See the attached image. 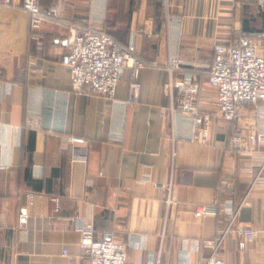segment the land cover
<instances>
[{"label": "crops", "instance_id": "crops-1", "mask_svg": "<svg viewBox=\"0 0 264 264\" xmlns=\"http://www.w3.org/2000/svg\"><path fill=\"white\" fill-rule=\"evenodd\" d=\"M57 1L40 0V7ZM59 1L72 23L93 22L100 12L91 0ZM1 2L0 264H87L74 217L91 218L97 239L123 242L133 264H146L150 254L159 264H180L182 250L189 264H201L208 255L201 241L213 239L227 221L198 209L226 199L238 205L245 197L238 222L255 229L256 238L239 252L236 235L228 233L219 256L227 264H264V195L247 194L262 145L251 156L232 152L228 138L236 123L217 116L207 144L178 140L175 94L165 90V65L174 56L197 72L200 99L209 104L215 92L206 74L214 48L241 33L263 32L260 0H106L104 30L144 64L138 105L121 106L129 95L128 66L112 100L73 96L64 129L52 132L48 122L64 118L53 93L69 87L62 62L67 29L44 24L45 44L37 51L27 14L15 8L21 0ZM240 123L253 125L255 118ZM67 135L89 140L85 163L72 161ZM27 194L40 197L29 203Z\"/></svg>", "mask_w": 264, "mask_h": 264}, {"label": "built area", "instance_id": "built-area-1", "mask_svg": "<svg viewBox=\"0 0 264 264\" xmlns=\"http://www.w3.org/2000/svg\"><path fill=\"white\" fill-rule=\"evenodd\" d=\"M91 1L92 7L100 12L96 20L84 24L66 20L62 16L59 0L47 10L40 7V0H21L15 6L28 16L29 38L37 51H41L45 44L42 33L44 24L67 29L62 62L69 68V87L62 94L53 93L64 106V118L57 122H48L46 129L49 132L64 129L73 96H102L112 100L128 66L131 68L129 95L121 102V106L126 110L138 105V74L144 64L132 58L130 50L104 30L105 13L102 5L106 0ZM260 5L264 9V0H260ZM171 20L179 22L180 18L172 16ZM128 58H132L131 65H128ZM165 69L169 75L165 90L169 96L174 97L175 94L176 99L171 115L172 129L177 134L175 138L182 142L205 145L209 141L213 117L235 122L228 138V146L232 152L251 156L254 147L262 145L260 152L256 154V161L251 164L257 167V171L250 179L247 194L257 190L264 195V30L257 34L241 33L231 42L215 46L214 60L208 66L206 74L208 83L215 92L210 105L200 99L201 84L197 72L187 69L174 56L169 58ZM174 74L180 76L176 78ZM250 116L255 118L253 125L244 126L240 123ZM64 140L65 146L72 148V161L85 163L89 140L73 135L65 136ZM141 180L147 182L149 176L146 174ZM36 196L40 197L27 194L28 202L32 203ZM245 198L238 205L233 200L226 199L198 209L201 214L224 216L227 221L225 228L218 230L213 239L201 241V246L208 250V255L201 264H227L219 256V251L228 233L236 235L239 252L255 240L257 231L238 222ZM18 217H26L25 207L20 208ZM70 221L80 236L79 244L86 255L87 264H133L127 261L126 245L123 242L96 238L91 218L74 217ZM190 243L197 245V241ZM62 253L65 254V250ZM179 263L189 264L185 250L180 252ZM146 264H159V260L150 254Z\"/></svg>", "mask_w": 264, "mask_h": 264}, {"label": "rangeland", "instance_id": "rangeland-1", "mask_svg": "<svg viewBox=\"0 0 264 264\" xmlns=\"http://www.w3.org/2000/svg\"><path fill=\"white\" fill-rule=\"evenodd\" d=\"M212 99V98H211ZM211 99H210V101H211ZM210 105V104H209Z\"/></svg>", "mask_w": 264, "mask_h": 264}]
</instances>
